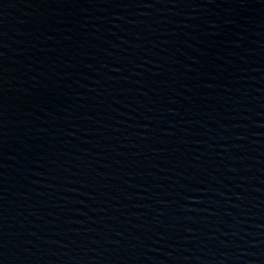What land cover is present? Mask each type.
Here are the masks:
<instances>
[{
	"label": "water",
	"instance_id": "95a60500",
	"mask_svg": "<svg viewBox=\"0 0 264 264\" xmlns=\"http://www.w3.org/2000/svg\"><path fill=\"white\" fill-rule=\"evenodd\" d=\"M0 264H264V0H0Z\"/></svg>",
	"mask_w": 264,
	"mask_h": 264
}]
</instances>
